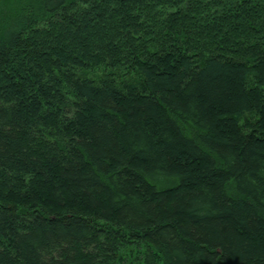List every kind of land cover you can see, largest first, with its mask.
Here are the masks:
<instances>
[{"label": "trees", "instance_id": "trees-1", "mask_svg": "<svg viewBox=\"0 0 264 264\" xmlns=\"http://www.w3.org/2000/svg\"><path fill=\"white\" fill-rule=\"evenodd\" d=\"M0 264H264V0H0Z\"/></svg>", "mask_w": 264, "mask_h": 264}]
</instances>
